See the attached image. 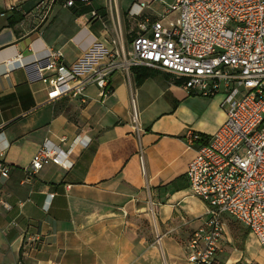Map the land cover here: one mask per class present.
<instances>
[{
	"label": "crops",
	"instance_id": "crops-1",
	"mask_svg": "<svg viewBox=\"0 0 264 264\" xmlns=\"http://www.w3.org/2000/svg\"><path fill=\"white\" fill-rule=\"evenodd\" d=\"M108 2L67 8L60 0L39 31L34 0H0V165L9 169L0 171V264H194L186 250L206 208L188 188L196 156L188 135L220 128L223 96L188 95L157 70L140 85L118 71L112 94L101 99L90 86L84 105L48 102L41 82L51 50L72 64L96 39L117 30L125 38L132 4L123 10L116 0L111 13ZM93 10L103 18L91 20ZM14 12L22 21L10 25ZM47 140L71 166L30 175ZM249 238L256 243L249 234L224 264H264Z\"/></svg>",
	"mask_w": 264,
	"mask_h": 264
},
{
	"label": "built area",
	"instance_id": "built-area-1",
	"mask_svg": "<svg viewBox=\"0 0 264 264\" xmlns=\"http://www.w3.org/2000/svg\"><path fill=\"white\" fill-rule=\"evenodd\" d=\"M34 1L31 19L40 31L60 0ZM115 1L108 2L111 13ZM92 5L93 0L64 3ZM128 15L137 23L130 48L117 30L96 39L72 64L64 63L61 49L49 52L41 78L48 102L68 98L87 104L90 86L105 99L113 92V75L123 71L130 78L135 67L169 74L188 95H222L226 118L220 128L210 136L188 135V148L196 151L186 171L188 188L206 212L189 240L187 260L215 264L231 220L264 252V0H136ZM102 18L98 10L91 12V20ZM65 154L47 140L27 171L35 175L50 164L69 168ZM0 171L9 169L0 165Z\"/></svg>",
	"mask_w": 264,
	"mask_h": 264
},
{
	"label": "rangeland",
	"instance_id": "rangeland-1",
	"mask_svg": "<svg viewBox=\"0 0 264 264\" xmlns=\"http://www.w3.org/2000/svg\"><path fill=\"white\" fill-rule=\"evenodd\" d=\"M166 1L169 3L172 2V0H166ZM119 2H120L121 8L123 10H127L129 8V6L132 4L133 0H119ZM136 25H137V23L133 20L132 21L128 20L126 18V14H125V21H124L125 40L124 41H125L127 48H130L131 42H132V36L130 35L131 29L135 28ZM175 84L179 85L178 83H175ZM246 231L247 230L244 227L240 226L238 223H236L232 220L228 222V227L226 229L227 241H226V244L224 247V251L218 255L220 264H224L228 260H230L231 262L235 261L234 255L237 252L236 250H241L242 248L244 249V242L242 240V236H243V233H245ZM247 243L251 244V248L253 251H255V250L257 251L258 245H257V243H255L253 241L252 238L251 239L249 238L247 240ZM235 263L241 264L239 262H235ZM232 264H234V263H232ZM251 264H253V263H251Z\"/></svg>",
	"mask_w": 264,
	"mask_h": 264
},
{
	"label": "trees",
	"instance_id": "trees-1",
	"mask_svg": "<svg viewBox=\"0 0 264 264\" xmlns=\"http://www.w3.org/2000/svg\"><path fill=\"white\" fill-rule=\"evenodd\" d=\"M22 17L23 16L14 12L12 16H10L9 18L10 25H14L22 21ZM155 72H156L155 70L151 68H146V67H135L132 69V74L134 76V79L137 85H140L141 83H143V81H145L147 78L152 77L155 74ZM248 235H249L248 230L245 233H243V236H242L243 242L247 239ZM241 250H243V248Z\"/></svg>",
	"mask_w": 264,
	"mask_h": 264
}]
</instances>
